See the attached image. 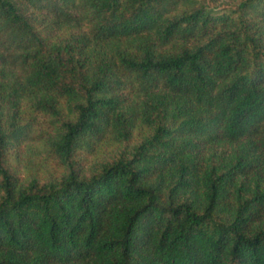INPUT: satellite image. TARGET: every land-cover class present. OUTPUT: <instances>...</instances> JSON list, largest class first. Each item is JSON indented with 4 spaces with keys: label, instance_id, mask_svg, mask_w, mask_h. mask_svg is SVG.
<instances>
[{
    "label": "trees",
    "instance_id": "1",
    "mask_svg": "<svg viewBox=\"0 0 264 264\" xmlns=\"http://www.w3.org/2000/svg\"><path fill=\"white\" fill-rule=\"evenodd\" d=\"M0 264H264V0H0Z\"/></svg>",
    "mask_w": 264,
    "mask_h": 264
},
{
    "label": "rangeland",
    "instance_id": "2",
    "mask_svg": "<svg viewBox=\"0 0 264 264\" xmlns=\"http://www.w3.org/2000/svg\"><path fill=\"white\" fill-rule=\"evenodd\" d=\"M41 124L35 126L32 139L19 144L14 150H11L7 156L9 167L20 177L22 181H29L33 178L43 182L54 176H58L62 167L57 159L46 148L44 139L38 136L42 132ZM143 129L136 130L133 134L130 144H135L144 134ZM115 146H102L96 149L95 153L87 156L85 166L92 165L103 159L114 155Z\"/></svg>",
    "mask_w": 264,
    "mask_h": 264
}]
</instances>
